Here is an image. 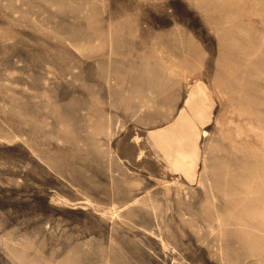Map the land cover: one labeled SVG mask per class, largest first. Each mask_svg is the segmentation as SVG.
<instances>
[{
    "label": "rangeland",
    "instance_id": "rangeland-1",
    "mask_svg": "<svg viewBox=\"0 0 264 264\" xmlns=\"http://www.w3.org/2000/svg\"><path fill=\"white\" fill-rule=\"evenodd\" d=\"M0 264H264V0H0Z\"/></svg>",
    "mask_w": 264,
    "mask_h": 264
}]
</instances>
